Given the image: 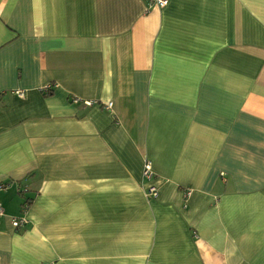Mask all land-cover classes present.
I'll list each match as a JSON object with an SVG mask.
<instances>
[{
	"label": "crops",
	"instance_id": "0c3cea01",
	"mask_svg": "<svg viewBox=\"0 0 264 264\" xmlns=\"http://www.w3.org/2000/svg\"><path fill=\"white\" fill-rule=\"evenodd\" d=\"M0 209V264H264V0H0Z\"/></svg>",
	"mask_w": 264,
	"mask_h": 264
},
{
	"label": "built area",
	"instance_id": "2783aa9c",
	"mask_svg": "<svg viewBox=\"0 0 264 264\" xmlns=\"http://www.w3.org/2000/svg\"><path fill=\"white\" fill-rule=\"evenodd\" d=\"M151 2H152V4H154L160 8L164 7L167 4V0H151ZM48 89H49V87L44 88V90H48ZM17 94L19 96H21L22 93L18 92ZM85 104L92 105L93 102L86 101ZM104 107H105V109L110 110L111 104L108 103ZM142 177L146 182H151V180L154 177L153 171H152L151 166L148 162H145V164L143 166ZM146 191H147V196H149L151 198H156L158 195L157 189L152 185H149L147 187ZM187 194H189V193H187ZM1 214H2V211L0 209V215ZM24 223H25V220H23V219H13L11 222L12 226L15 228H19V227L23 226Z\"/></svg>",
	"mask_w": 264,
	"mask_h": 264
},
{
	"label": "trees",
	"instance_id": "16d2710c",
	"mask_svg": "<svg viewBox=\"0 0 264 264\" xmlns=\"http://www.w3.org/2000/svg\"><path fill=\"white\" fill-rule=\"evenodd\" d=\"M29 204H30V200H25L22 207L25 209V208L29 207Z\"/></svg>",
	"mask_w": 264,
	"mask_h": 264
}]
</instances>
